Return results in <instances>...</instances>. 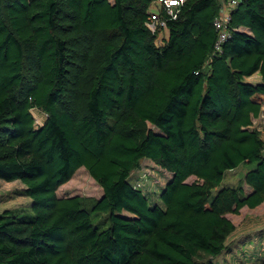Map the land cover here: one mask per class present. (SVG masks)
I'll list each match as a JSON object with an SVG mask.
<instances>
[{"label": "trees", "instance_id": "16d2710c", "mask_svg": "<svg viewBox=\"0 0 264 264\" xmlns=\"http://www.w3.org/2000/svg\"><path fill=\"white\" fill-rule=\"evenodd\" d=\"M157 1L0 0V180L32 199L0 213V264H215L228 216L264 205V0H240L218 55L229 0L164 9L163 47ZM146 159L171 175L158 203L131 181ZM81 168L102 199L58 195Z\"/></svg>", "mask_w": 264, "mask_h": 264}, {"label": "rangeland", "instance_id": "374dc122", "mask_svg": "<svg viewBox=\"0 0 264 264\" xmlns=\"http://www.w3.org/2000/svg\"><path fill=\"white\" fill-rule=\"evenodd\" d=\"M112 3L114 0H110ZM165 37V36H164ZM35 117L43 122L46 115L40 111L34 112ZM150 128L158 132L152 124ZM251 166H242L226 174L222 187L237 186L243 181ZM171 175L156 166L150 159L142 162L140 170L134 172L131 181L140 185L155 203L160 202V193L165 189ZM194 177L188 180L193 183ZM25 186L21 182H4L0 180V213L6 210H29L32 199L23 194ZM248 190V188L246 187ZM60 197H90L103 198V189L90 176L85 168L79 169L72 180L63 185L59 191ZM237 226L236 232L228 241L229 249L214 259L215 264H258L264 254V205L254 210H244L240 215H229ZM262 257V258H261Z\"/></svg>", "mask_w": 264, "mask_h": 264}, {"label": "built area", "instance_id": "2783aa9c", "mask_svg": "<svg viewBox=\"0 0 264 264\" xmlns=\"http://www.w3.org/2000/svg\"><path fill=\"white\" fill-rule=\"evenodd\" d=\"M185 0H158L151 12L148 28L157 36L156 44L158 47H163L167 40L165 34L169 31L167 26V20L162 18V11L167 10V13L171 16H176L175 9L181 5ZM240 0L223 1V5L220 11V15L214 21V26L218 31L219 37L214 48V55H218L222 52L223 45L232 38L233 30L228 27L231 20L232 11L238 6ZM37 124L41 125L42 122L37 119ZM138 187H141L138 185Z\"/></svg>", "mask_w": 264, "mask_h": 264}, {"label": "crops", "instance_id": "0c3cea01", "mask_svg": "<svg viewBox=\"0 0 264 264\" xmlns=\"http://www.w3.org/2000/svg\"><path fill=\"white\" fill-rule=\"evenodd\" d=\"M169 37H170V32L169 31H167L166 32V34H165V39L168 41L169 40ZM246 81L248 82V83H251V84H254V85H256V84H260V83H262V77H261V75H260V73H256L255 75H253V76H251V77H248V78H246ZM252 128H255V129H257V130H259V131H263L264 130V105H263V107H262V111H261V114L259 115V117L258 118H256V119H254V122H253V126H252ZM246 175V174H245ZM245 177V176H244ZM246 187L248 188V190L246 189ZM244 190H245V192L247 193V194H250V193H252V189L249 187V186H247V185H245L244 186ZM246 209H248V208H244L242 211H244V210H246ZM248 210H250V209H248ZM242 213V212H241ZM229 217V216H228ZM230 218V217H229ZM231 219V218H230ZM232 220V219H231ZM233 221V220H232ZM234 222V221H233ZM235 223V222H234ZM236 225V224H235ZM237 227V226H236ZM237 230V229H236ZM236 232V231H235ZM234 232V233H235ZM232 237V236H231ZM261 256L264 258V254H261ZM261 257V258H262Z\"/></svg>", "mask_w": 264, "mask_h": 264}]
</instances>
